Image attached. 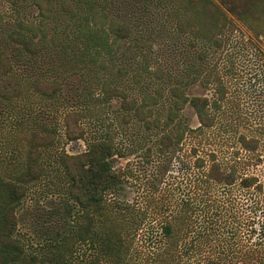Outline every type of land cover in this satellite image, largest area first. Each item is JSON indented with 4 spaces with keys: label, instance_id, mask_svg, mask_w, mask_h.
Wrapping results in <instances>:
<instances>
[{
    "label": "rangeland",
    "instance_id": "1",
    "mask_svg": "<svg viewBox=\"0 0 264 264\" xmlns=\"http://www.w3.org/2000/svg\"><path fill=\"white\" fill-rule=\"evenodd\" d=\"M211 1L218 19L182 31L179 22L193 18L187 0H0V53L8 54L23 88L15 99L0 98V182L26 190L15 206L12 238L36 264L54 255L66 264L108 263L101 220L78 234L87 224L59 162L63 153H85L95 140L114 142L126 173L124 188L106 195L109 213L125 218L122 238L131 253L125 252L123 264H141L151 229H159L149 199L169 190L179 196L185 187L180 167L194 161L193 148L223 163L238 158L240 174L264 184V0H254L251 14L242 17L228 13L222 0ZM121 25L129 29L124 37ZM16 33L35 42L45 38L47 46L29 53L14 40ZM38 78L59 83L53 98L36 90ZM176 88L208 99L214 123L199 128L190 105L168 120L176 111ZM139 105L149 114L145 122L136 115ZM69 113L84 130L80 140L66 136ZM32 134L54 136L55 143L39 148L44 173L22 182L5 168L23 167L25 139ZM164 135L176 143L161 156L156 151ZM243 137L258 140L256 152L242 148ZM122 201L132 213L117 205Z\"/></svg>",
    "mask_w": 264,
    "mask_h": 264
},
{
    "label": "trees",
    "instance_id": "2",
    "mask_svg": "<svg viewBox=\"0 0 264 264\" xmlns=\"http://www.w3.org/2000/svg\"><path fill=\"white\" fill-rule=\"evenodd\" d=\"M253 1L222 0V6L228 13L242 17L251 14ZM187 6L193 18L179 22L182 31L188 30L192 24L217 20L220 13L211 0H187ZM117 28L121 30L122 37L129 31L126 25ZM210 30L205 29L209 34ZM14 40L32 54L47 46L45 38L35 42L33 38L19 33H16ZM33 84L42 96L51 98L59 87L57 81H46L44 78H38ZM22 92L19 80L13 75L8 54L1 52L0 98L9 101L19 97ZM172 95L176 111L168 115V120H175L177 112L190 105L198 117L199 128H207L214 123L208 99L189 98L180 88L173 89ZM142 105L136 107L135 112L145 122L149 114ZM65 118L67 138L71 141L82 139L84 130L78 126L76 113H69ZM148 126L150 128V122ZM183 138L184 135H178L179 141ZM54 143L55 138L50 135L32 134L26 137L23 167L15 168V165L10 169L8 166L5 174H9L11 178H23L22 182L38 178L44 173L40 165L43 152L39 148H49ZM175 143L176 140L170 135H164L159 140L157 154L166 155L167 150L175 146ZM241 145L246 152H256L259 142L243 137ZM191 152L189 157L194 158V161L182 162L183 167H180L185 187H179V196L169 190L168 193L164 192L165 196H151L149 199L148 204L154 209L159 229H151L152 235L148 239L150 248L145 256L142 255V259L138 257L139 263L264 264V184L255 176L240 174L242 163L238 158L233 162L223 163L218 160L217 155L200 157L196 148ZM117 153L112 140L99 139L93 141L85 153H63L59 156L60 165L69 180V197L81 210V218L87 224L78 234L84 236L89 229L91 231L90 227L98 219L101 220V234L105 237L102 240L104 254L109 258L107 264H123V256L131 253V247L126 246L122 238L125 218L109 213L106 202L109 191L120 192L124 188L126 173L119 166ZM5 182H0L3 193L0 198L1 209L5 210L0 213V264L10 261L36 264L37 258L27 255L19 241L12 238L17 224L15 206L21 202L26 190L22 186L13 185V182ZM117 205H122L127 212L132 213L126 201ZM41 264H66V260L62 255H54L44 258Z\"/></svg>",
    "mask_w": 264,
    "mask_h": 264
}]
</instances>
